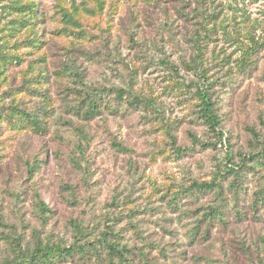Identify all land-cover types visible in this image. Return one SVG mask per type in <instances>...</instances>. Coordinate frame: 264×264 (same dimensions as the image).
Listing matches in <instances>:
<instances>
[{
	"label": "rangeland",
	"instance_id": "rangeland-1",
	"mask_svg": "<svg viewBox=\"0 0 264 264\" xmlns=\"http://www.w3.org/2000/svg\"><path fill=\"white\" fill-rule=\"evenodd\" d=\"M263 151L264 0H0V264L75 224L130 264H264Z\"/></svg>",
	"mask_w": 264,
	"mask_h": 264
},
{
	"label": "trees",
	"instance_id": "trees-1",
	"mask_svg": "<svg viewBox=\"0 0 264 264\" xmlns=\"http://www.w3.org/2000/svg\"><path fill=\"white\" fill-rule=\"evenodd\" d=\"M126 90H119L117 96L120 99H123V96L126 94ZM202 108L201 112L206 122L210 127H213L215 130H218L219 119L214 113L212 108L211 100L208 96V93H201ZM90 106L89 110L86 112L87 117H92L98 112L97 104L94 100H89ZM151 102L139 98L133 95L131 100L132 105H151ZM35 125H38L36 121H32ZM231 156L228 154L227 158ZM261 158L264 160V151L262 152ZM264 165V161L262 162ZM239 172L235 166H230L225 168L224 172H220L212 182L199 183L197 181L192 182L189 189L199 190V191H211L218 189L220 192H223L224 181L227 177L232 175H238ZM256 199L260 201L264 200V191H261L256 194ZM41 210L48 211L46 205L41 202ZM76 235L75 242L70 246H62L56 244H44L36 243V246L32 250L23 251L20 249L19 256L14 261L9 262L8 264H55V261H63L68 259H73L75 257L81 259H92L91 256H95L96 259L100 256L101 251H105L108 259L106 260L109 264H130V258L128 255L131 253V249L123 246V244L116 241V236L114 230L107 228V230L100 232L95 235L92 232H88L79 224L74 226ZM91 238H95L96 242H92ZM98 260V259H97Z\"/></svg>",
	"mask_w": 264,
	"mask_h": 264
}]
</instances>
